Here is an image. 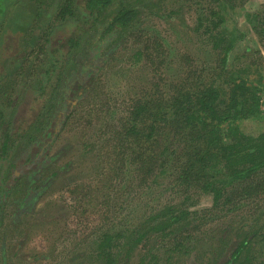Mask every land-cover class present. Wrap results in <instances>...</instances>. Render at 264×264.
Returning <instances> with one entry per match:
<instances>
[{
  "label": "trees",
  "instance_id": "trees-1",
  "mask_svg": "<svg viewBox=\"0 0 264 264\" xmlns=\"http://www.w3.org/2000/svg\"><path fill=\"white\" fill-rule=\"evenodd\" d=\"M237 1L208 0L216 6H210L205 15V26L198 21L196 30L205 28L204 37L208 35V42L218 57L216 67L205 71V79L199 82L200 77L194 76L191 70L187 79L176 85L178 88L171 96L155 99L147 95L130 108L126 124L118 127L119 132L111 127L110 135L115 131L110 138L114 145L106 154V162L116 176L120 175L122 166L134 169L144 176L147 187L151 177L157 183L174 172L184 197L194 192L211 197L213 209H231L250 201L264 202V70L252 65L244 69L230 68V56L244 40L245 33L238 28L229 31L223 9L236 7ZM147 13L162 17L140 0H0V16L3 15L0 44L3 45L6 37L3 47L7 52L12 51L9 56L16 55L7 59L8 54H5L6 58L0 61V96L14 88L12 83H21L16 98L0 102L1 181L7 178L1 168L17 144L24 150L14 160L28 161L29 166L35 165L34 168L49 167L59 158L62 153L48 161L47 152L74 115V101L81 99V109L86 106L89 111L97 109L99 95L92 88L95 76L110 60L122 35ZM13 16L26 18L27 26L15 29L13 25L1 23ZM34 21L38 23L35 34L31 33ZM248 23L253 33L264 37V11L250 15ZM60 32L69 35L53 41ZM94 33L96 35L88 41L89 49L76 54L82 37ZM38 34H45L46 48L40 43ZM108 48L110 51L106 52ZM161 48L159 40H149L144 53L150 64L160 67L165 63L166 54ZM36 50L46 57L45 68L40 69L39 77L36 76L39 70L34 69L32 75L25 76L24 56H31ZM144 53L141 51L137 55L141 57ZM34 73L37 81L25 91L23 87L30 85L29 78ZM158 82L153 84L157 91L161 85ZM46 107L47 112H42ZM250 122L262 128L253 130L247 126ZM32 124L40 139L35 140L34 133H29L30 142H25ZM104 137L108 146L111 143L109 134L104 132ZM41 151L45 153L35 160L34 155ZM35 172L33 170L30 175ZM30 180L29 184L36 183L32 176ZM32 188L40 193V184L28 189ZM3 206L2 203L0 210ZM174 210L176 206H166L151 218L152 226L135 229L129 238L106 234L100 245L106 264H117L116 247L122 241L131 255L139 248L146 249L154 236L164 239L171 235L182 216L188 214L183 212L177 217ZM175 243L180 245L182 241L177 239ZM235 244L232 249H226L225 245L220 259L211 264H264V255L258 260L252 257L253 248L264 245V227L245 234ZM174 249L179 251L180 246ZM163 250L165 255L169 254L167 248ZM154 253L150 251L149 256L142 257L140 264H159L160 254Z\"/></svg>",
  "mask_w": 264,
  "mask_h": 264
},
{
  "label": "rangeland",
  "instance_id": "rangeland-1",
  "mask_svg": "<svg viewBox=\"0 0 264 264\" xmlns=\"http://www.w3.org/2000/svg\"><path fill=\"white\" fill-rule=\"evenodd\" d=\"M140 1L150 5L162 17L147 13L122 35L110 60L92 83V88L99 95L96 110L89 111L87 106L81 109V100L75 103L74 115L50 149L48 157L51 160L56 154H62L43 173H38L47 185L46 192L31 199L22 209L20 204L27 194L29 196L33 191L32 195H35L37 190H26L25 176L17 182V188L6 200V214L0 219V264H106V256L100 248L106 234L129 238L135 229L152 226L151 218L166 206H176L174 212L177 217L183 212L188 214L182 216L171 235L164 239L154 236L146 249L139 248L130 255L125 241H122L116 247L117 264H140L142 257L149 256L150 251L154 254L159 252V264H211L213 260L220 259L224 250L232 249L245 234L264 227V202L261 200L243 202L231 209H213L212 198L201 193L194 192L187 196L191 200H187L178 187L174 172L157 183L151 177L145 187L144 176L135 173L134 169L122 166L120 175L116 176L109 168L106 154L114 145L111 135L119 132L118 127H122L124 122L126 124L135 102L147 95L155 99L171 96L178 88L176 85L186 80L191 70H194V76L200 77V82L201 78L205 79V71L215 68L218 62L208 35L204 37L205 28L196 30L198 21L205 26V15L215 4H209L208 0ZM235 6L223 9V13L228 20L229 31L238 28L245 33V38L230 56V68L244 69L252 65L264 70V37L253 33L248 23L250 15L263 13L264 0H238ZM1 23L4 26L13 25L15 29L27 26L26 18L17 19V16L3 19ZM37 24L34 21L31 33L35 34ZM68 35L60 32L53 41ZM94 35L85 34L75 53L88 50V41ZM44 36L38 34L40 43L46 48ZM4 39L3 45L0 44V61L6 58L5 54H8L7 59L16 57L9 56L12 51L7 52L3 47L7 42V38ZM136 39L139 40L135 42ZM150 39L159 40L166 54L165 63L160 67H157L159 64H150L145 58V48ZM12 45H8L10 49ZM141 51L145 53L138 57ZM24 62L22 69L25 76L34 69L39 70L36 73L39 77L40 69L45 68L46 57L36 50L35 54L24 56ZM1 69L0 64V72ZM34 77L35 73L27 77L30 85L23 87L25 91L37 81ZM157 80L161 84L159 91L153 86ZM12 85L14 88L0 96V102L17 97L21 83L17 81ZM47 109L42 112H47ZM88 112L92 113L89 115ZM247 126L253 130L262 128L256 122ZM111 127L115 131L110 135ZM104 132L109 134L111 143L108 146ZM29 133H34L35 140L40 139L34 124L29 127L25 142H30ZM15 149L8 159L11 163L24 150L19 144ZM27 162L23 163V167L30 165ZM18 172L17 176L22 173L20 169ZM55 173L58 175L54 177ZM177 239L182 241L180 245L175 243ZM179 246V251H175L174 248ZM263 246L253 248V258L258 260L260 255H264ZM164 248H167L168 255L164 254ZM168 258L170 260L167 261Z\"/></svg>",
  "mask_w": 264,
  "mask_h": 264
},
{
  "label": "flooded vegetation",
  "instance_id": "flooded-vegetation-1",
  "mask_svg": "<svg viewBox=\"0 0 264 264\" xmlns=\"http://www.w3.org/2000/svg\"><path fill=\"white\" fill-rule=\"evenodd\" d=\"M80 93H82V92H80ZM77 98V97H76ZM75 98V99H76ZM81 99H79L78 98V100H76V101H74V103H79V101H80ZM77 103V104H78ZM75 106H77V105H75ZM64 118V117H63ZM65 119H66V117H65ZM37 132H38V129H37ZM36 152V151H35ZM45 153V151H41V152H39V153H37L36 155H34V156H36V159L35 160H38V157H42V155ZM49 154V152H47V155ZM18 160V159H17ZM17 160H14L12 163H11V161H8L6 164H5V166H4V168L2 167L1 168V171H3L4 170V172L6 173V175H7V178L5 179V181L4 180H2L1 181V179H2V177L0 176V205L3 203L4 204V206L2 207V210H0V219H2V216L3 215H5L6 213H5V211H6V203H7V201L6 200H8V198H9V196L11 195V193H12V191L15 189V188H17V182H19V180L21 179V178H23L24 176H25V179L23 180V181H25L27 184H26V190H30V189H28L30 186L31 187H37L39 184H40V193H38V191H36V193L37 194H35V195H32V194H34L33 193V191L31 192L32 194H30L29 196H28V194H27V196L25 197V199L21 202V204H20V207H22V209H25L26 207H27V205H28V202L31 200V199H33V198H37V197H39L40 195H42V194H44L45 192H46V184H44V180H41L39 177H40V174L41 173H43L44 171H45V169H48L49 167H44V166H40L39 168L38 167H36V168H34L35 167V165L34 164H32V166H27L26 168L25 167H23V163L25 162H20L19 160V162L17 161ZM48 161H50V159H49V157H48ZM3 161H1L0 163H2ZM42 163V162H41ZM15 164H19V166L17 165V166H15ZM21 164V165H20ZM1 167V166H0ZM3 169V170H2ZM18 169H20L21 171H22V173L19 175V176H17L16 175V173H19L18 172ZM26 170H28V171H26ZM33 170H36V172L34 173V175H30V173L31 172H33ZM25 172H27V173H25ZM12 173H15L13 176H11V174ZM38 173H40L39 174V177H38ZM26 174V175H25ZM9 176V177H8ZM32 176V178L35 180V184H29L30 183V177ZM15 179L17 180L16 182H15ZM33 189V188H32ZM7 190H10L9 191V193L7 194L6 192H7ZM36 190H38V189H36Z\"/></svg>",
  "mask_w": 264,
  "mask_h": 264
}]
</instances>
